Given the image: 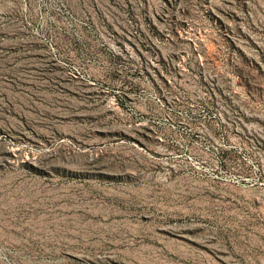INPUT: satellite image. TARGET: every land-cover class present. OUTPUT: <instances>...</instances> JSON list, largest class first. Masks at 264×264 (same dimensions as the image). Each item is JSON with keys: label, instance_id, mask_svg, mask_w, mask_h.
Masks as SVG:
<instances>
[{"label": "rangeland", "instance_id": "rangeland-1", "mask_svg": "<svg viewBox=\"0 0 264 264\" xmlns=\"http://www.w3.org/2000/svg\"><path fill=\"white\" fill-rule=\"evenodd\" d=\"M0 264H264V0H0Z\"/></svg>", "mask_w": 264, "mask_h": 264}]
</instances>
